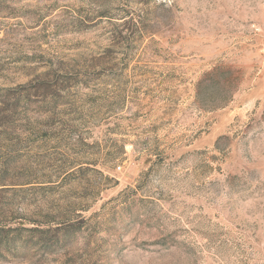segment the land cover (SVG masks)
Returning a JSON list of instances; mask_svg holds the SVG:
<instances>
[{"label":"rangeland","instance_id":"rangeland-1","mask_svg":"<svg viewBox=\"0 0 264 264\" xmlns=\"http://www.w3.org/2000/svg\"><path fill=\"white\" fill-rule=\"evenodd\" d=\"M0 264H264V0H0Z\"/></svg>","mask_w":264,"mask_h":264}]
</instances>
